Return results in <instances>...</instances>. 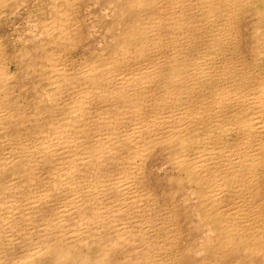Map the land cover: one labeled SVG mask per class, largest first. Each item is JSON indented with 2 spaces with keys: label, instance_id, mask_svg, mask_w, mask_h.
<instances>
[{
  "label": "bare ground",
  "instance_id": "1",
  "mask_svg": "<svg viewBox=\"0 0 264 264\" xmlns=\"http://www.w3.org/2000/svg\"><path fill=\"white\" fill-rule=\"evenodd\" d=\"M30 2L22 44L0 36V264H264V0L0 9ZM101 5L117 17L108 55L83 42ZM249 15L250 58L238 28ZM22 80L46 86L45 100L21 102ZM157 152L184 225L203 226L197 246L173 193L147 187Z\"/></svg>",
  "mask_w": 264,
  "mask_h": 264
},
{
  "label": "rangeland",
  "instance_id": "2",
  "mask_svg": "<svg viewBox=\"0 0 264 264\" xmlns=\"http://www.w3.org/2000/svg\"><path fill=\"white\" fill-rule=\"evenodd\" d=\"M105 3H108V2H105ZM29 4L27 3V4H25V6H21L22 10H20L19 14L17 12V14H15V15H10L9 12H6V9L5 10L4 9H0V15H1L0 16V18H1L0 19V23H2V24H0V36H3L2 37L3 44H6V45L8 44V46H13L14 48H17V47H19L22 44V41H23V40H19V38H21V36L24 37V35H26V36L29 35L28 32H29V29H31L30 25H32L31 23H33V18L29 17V15H30L29 14V10H31V11L35 10V8L34 9L32 8L31 2ZM90 4L92 6L93 3H90ZM104 9H103L102 5L98 6V7L96 6V8H94V12H96V14L98 15L97 16L98 17L97 21H93V18H92L93 15L92 14L88 17L87 20L82 21V29L85 31V39H86V40H83V42H85L84 46L87 44L85 46V48H88V50H90V51L93 50V51H96L98 53L106 50L105 51L106 52L105 55H108L109 49L112 47L111 34L113 33L112 30L109 31L108 28H110V24H115L117 17L115 16V13H112L111 11H110L109 14L104 13V11H103ZM101 11H102V13H100ZM7 13L9 15H7ZM103 13L105 15H109V17L108 16L106 17ZM3 14H5V15H3ZM103 16H104L105 19L103 18ZM27 18H29V19H27ZM243 18L244 19H242L240 21V23L238 25V28L240 29V31L242 30L241 31V39L243 40L242 49L244 50L246 56L248 55L247 57L250 58V56H249L250 52H251V50L255 47V45L258 42V40L256 38V30L258 28H256L255 19H253L251 15L243 17ZM6 19H8V20H6ZM99 19L102 20L103 23L101 22L100 26L93 25L94 22L98 23V21H100ZM2 21L6 22V23H4ZM34 23H35V21H34ZM35 27L36 26L34 25V28ZM94 31H95V34H94ZM89 32H92L94 35L89 36L90 35ZM86 41L88 43H86ZM16 45H18V46H16ZM77 51L78 52L74 51V52L70 53V57L78 58L80 55H82L80 50H77ZM79 51H80V53H79ZM247 51H249V52L246 53ZM86 56L89 57L90 55L87 53ZM22 64H21V67L24 66V64L23 65ZM21 67H20L19 71L20 70L22 71ZM25 69L26 68L23 69L24 70V72L22 73L23 77L27 73V70H25ZM22 81H26L24 85L28 88V90H27V92H24V94H22V97L20 98L21 102H25L28 99H30V100H28L29 102H32L33 99H34L33 100L34 102L35 101L36 102H41V101L45 100L46 91H47L46 88H45L46 86H44V87L43 86H35L34 83H32L31 81H27V80H22ZM24 99H26V100H24ZM159 153L158 152L156 153L157 157H156V155H154L156 158L153 159L154 161L150 160L151 164H149L147 166V168L152 166V167H150V169L147 170L148 171V176H149L148 179H147V185H148L147 187L150 190L151 185H149V184L153 183L151 191H152V193H155V194L159 195L161 201H163L162 198H163V194L164 193H166V197L167 196H171V194L173 193V195H174V199L173 200L177 204V207L179 208L178 211H179V214H180L181 222L183 224L182 228L184 230L183 231L184 237H187V235H189L190 246H197L198 242L200 241L201 236L204 235L203 226L200 224L199 220L197 219V217L195 215L190 217L192 219L194 225H192L190 227L184 225L185 222H186V216H188V215L185 213L186 207H185L184 202L182 200V195L183 194H181V190L179 192H177L180 188H178V185L172 183L169 180V176L170 175L173 176L172 175L173 172L165 163L166 162L165 161L166 157H165L164 152H161L160 155H159ZM155 159L158 160V161L160 159L162 161H160L158 163V161H156ZM151 169H153V170H151ZM168 171L171 172V173L169 174ZM149 178H151V179H149ZM167 199H168L167 202H170L169 201V197ZM176 199L178 201H176ZM168 205L172 206V203L170 202ZM186 230H187V232H186ZM191 235H192V237H191ZM187 246L188 245H185L184 248L187 247ZM193 258L195 259V255H189V256H187V261H193L194 262L193 264H195L197 261L193 260ZM245 263L249 264V262H247V261Z\"/></svg>",
  "mask_w": 264,
  "mask_h": 264
}]
</instances>
